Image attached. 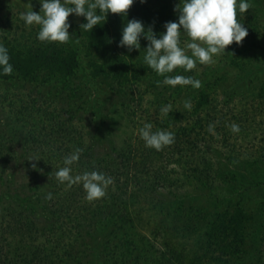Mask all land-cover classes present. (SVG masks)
I'll return each instance as SVG.
<instances>
[{"label": "trees", "instance_id": "1", "mask_svg": "<svg viewBox=\"0 0 264 264\" xmlns=\"http://www.w3.org/2000/svg\"><path fill=\"white\" fill-rule=\"evenodd\" d=\"M153 2L136 0L127 16L109 12L101 25L92 30L83 31L80 25L86 22L85 17L72 14L73 18L69 16L68 20L73 38L67 43L41 42L37 35L22 43L17 38L0 37V43L9 50L14 69L10 75L0 74V79H19L28 84V93L20 104L17 99L9 102L11 119H0L4 122V126L0 124V264H85L83 258L89 254L83 251L85 237L106 221L115 228L113 235L103 242V252L113 246L119 250V257L113 261L103 258L102 264H131L133 256L139 264L143 251L134 254L130 246L137 248L135 239L119 233L141 225L147 219L144 214L147 210L160 213L163 208L167 215L184 218L186 228H193L189 218L192 206H182L173 199L171 203L158 199L159 209L143 205L142 201L153 202L152 198L157 199L162 193L180 197L179 182L170 177L175 172V168H169L171 164L177 162L183 174L195 178L203 188H211L217 172L212 157H207L203 166L197 160L213 151L212 143L217 140L229 147L228 160L232 162L243 154L251 156L249 146L231 140L234 132L230 128L236 123L242 130L249 115H244L247 119L235 117L238 122L232 121L228 114L215 108L213 91L208 86L207 92L199 93L190 110L171 108L164 115L157 109L156 112L145 109L141 103L140 107L129 104L134 117L131 120L137 129L123 146L113 142L99 149L91 142V126L87 121L93 109L88 105L92 83L123 97L121 105L127 107L128 98L139 101L138 96L143 93L139 87L148 77L142 60L133 64L134 50L129 52L127 47L119 46L127 19L141 20L154 32L177 19L175 6L180 0H155L157 5ZM237 18L248 29L247 36L254 34L257 21L253 15L247 11L238 13ZM146 39L142 36L140 43ZM81 69L86 78L74 83ZM259 95L264 97V83ZM205 108L207 113L202 114ZM30 113L36 116L26 121L24 117ZM18 122H23L22 126ZM144 123H152L153 131L174 132V143L161 150L147 147L138 131ZM80 124L82 128L78 129ZM209 124L215 125L220 138L208 131ZM87 137L90 142H85ZM76 148L82 152L79 161L71 165L73 176L98 170L112 177L113 183L103 198L89 201L82 184L69 186L56 178L55 171L64 166V157ZM255 151L250 168L264 164V148L257 147ZM33 157L40 160H29ZM222 176L228 180L236 178L228 171ZM253 215L254 211L239 201L229 204L212 219H204L208 229L203 235L201 253L186 260L185 253L169 247L173 255L163 254L157 264H264L261 241L250 253L248 228ZM155 233L164 235L159 230ZM116 238L118 243L113 245ZM136 238L149 241L143 234ZM168 242L164 246H169Z\"/></svg>", "mask_w": 264, "mask_h": 264}, {"label": "rangeland", "instance_id": "2", "mask_svg": "<svg viewBox=\"0 0 264 264\" xmlns=\"http://www.w3.org/2000/svg\"><path fill=\"white\" fill-rule=\"evenodd\" d=\"M153 1V5H157V2ZM249 2L251 7L248 12L257 21L254 34L245 37L242 44L233 42L228 45L226 52L214 56L213 63H197V66L188 72H185L183 68H177L173 73L165 74L193 76L201 80L200 88H193L191 85L172 87L158 83V81H163L164 76L157 74L144 63L145 49L149 44L147 39L141 44V49L133 51V64H138L142 60L140 62L146 68L145 76L148 75L144 78L142 86L139 87L143 92L138 96L139 101H136L135 98L133 100L128 98L129 100H126L128 106L123 107L121 105L123 97L111 93L106 87H102L96 82L92 83L88 105H92L93 109L87 122L91 126V142L96 143V147L99 149H105L104 147L110 146L113 142L118 146H123L137 129L131 120L134 117L129 112L131 104L140 107L141 103L145 109L154 112L156 109L160 111L163 106L169 103L173 104L172 109H182L185 108L184 101L186 99H190L193 105L201 91L207 92V86L210 91H213L215 108L228 114L232 121L238 122L237 119H242L246 114L249 115L248 119L244 117L249 120L248 123L238 133H234L231 140H234L238 145L249 146L250 152H252L251 156L243 154L238 157L236 162H232L228 160L230 148L216 140L210 146L213 151L210 150L205 155H201L197 160V164L203 166L207 157H212L217 172L214 173L215 178L211 188H203L195 178L183 174V168L176 162L169 166V168H175V172L170 177L172 181L179 182L180 197L176 199L174 196L172 198L171 195L162 193L159 194L160 196L157 195L159 196L157 199L152 198L153 202H151L152 200L142 201L146 207L151 205L156 209L160 208V204H156V201L159 203L160 200L170 202L173 199L177 203H181L182 206H192L189 218L193 228H186L184 218L178 215L175 217L167 215V211L163 208L160 213L152 209L151 211L147 210L144 213L147 219L141 225H135L134 229H125L119 233L135 239L138 249L130 246L134 254L143 251L139 264H157L158 261H162L163 254L173 255L174 251L171 253V250H168L169 247L175 252L185 253L186 260L201 253L203 251L202 243L205 240L203 235H206L208 229L204 219H212L218 211H223L229 204L238 201L241 205L244 204L246 209L254 211V219L248 228L250 253L254 252L258 242L261 241L260 243L264 245V164L250 168V164L255 161L257 147L258 149L264 148V97L259 95L264 83V0H249ZM31 7L34 11L39 12L42 5L39 0H0V37L2 39L13 37L20 40L21 43L27 41L31 35L30 39H35L34 35L38 34L39 26L26 25L21 18V13L31 10ZM176 13L175 21H178L179 12L176 11ZM165 31L166 29L163 28L155 32L157 38ZM180 40L181 47H184L187 42H190V37L181 31ZM82 60L85 61L86 58L82 57ZM84 74H86L85 71L81 69L73 82L78 83L85 80ZM27 85L19 79H0V96L3 99L0 100L1 121L11 119L9 102L12 99L13 101L17 99V104H20L19 101L25 99V95L28 93ZM205 113H207V108L202 111V114ZM34 116L36 115L30 113L24 119L28 121L31 118L34 119ZM22 123L18 122L17 125L22 126ZM0 124L4 126V122H0ZM77 128L81 129L82 125H78ZM214 135L220 138L216 132ZM85 142H90L89 137L85 138ZM224 171L230 172L236 178L234 180L223 179ZM18 178H20L18 180L24 181L23 177ZM114 228L109 221H106L93 228L92 235L85 237L86 243L83 251L89 253L87 257L83 258L85 264H102L103 258L113 261L119 257V250H115L116 248L113 246L106 253L103 252L102 244L113 235ZM158 230L160 233L163 232L166 238L162 234L155 233ZM139 234L145 235L149 241L138 240L136 237ZM166 240H169V246H164L163 243ZM114 243H118L117 238L113 239V245ZM134 263L136 262L133 256L131 264Z\"/></svg>", "mask_w": 264, "mask_h": 264}, {"label": "clouds", "instance_id": "3", "mask_svg": "<svg viewBox=\"0 0 264 264\" xmlns=\"http://www.w3.org/2000/svg\"><path fill=\"white\" fill-rule=\"evenodd\" d=\"M136 0H39L41 10H31L21 13V18L26 25H38L37 38L41 42L67 43L72 39L69 32L71 23L70 15L83 16L86 22L80 25L84 30H92L108 17L109 12L128 15V10ZM146 3L147 0H140ZM251 5L249 0H180L175 6L179 12L178 21L166 22L165 32L159 38L149 27L146 28L143 21L127 19L122 28L119 42L120 47H127L129 52L141 49V37L149 41L144 63L157 74L164 76V85L175 87L177 85H191L200 88L201 80L193 76L183 74L165 75L173 73L177 68H183L185 72L194 69L199 64L214 62V56L226 52L228 45L233 42L242 44L248 35V29L238 20V13H246ZM181 31L190 37L184 47H181ZM10 63L8 48L0 43V74L10 75L13 72ZM184 107L192 108L190 99L184 101ZM171 104L160 109L161 114H168ZM231 131L238 133L239 125L232 123ZM140 137L147 147L161 150L164 146L171 145L175 141V133L158 129L153 131L152 123H144L138 130ZM208 131L215 132V125L209 124ZM82 149L76 148L74 152L64 157V166L55 171L56 178L61 182H67L69 186L80 183L86 192V199L93 201L106 196V190L113 183V179L105 173L92 170L73 176L71 165L78 162ZM29 160L39 161V158ZM33 167H36L33 164ZM52 194H48L51 199Z\"/></svg>", "mask_w": 264, "mask_h": 264}]
</instances>
